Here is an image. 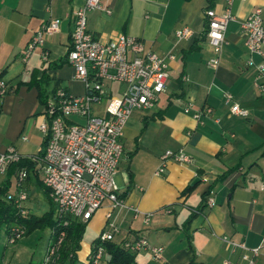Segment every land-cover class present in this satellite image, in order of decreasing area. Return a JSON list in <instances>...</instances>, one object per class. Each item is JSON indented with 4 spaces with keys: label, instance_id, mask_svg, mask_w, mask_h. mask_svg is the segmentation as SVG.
Listing matches in <instances>:
<instances>
[{
    "label": "crops",
    "instance_id": "crops-1",
    "mask_svg": "<svg viewBox=\"0 0 264 264\" xmlns=\"http://www.w3.org/2000/svg\"><path fill=\"white\" fill-rule=\"evenodd\" d=\"M84 4L85 0H0V80L10 88L0 111V153L13 147L37 163V173L30 171L22 183L26 201L41 194L47 198L36 157L45 136L39 130L44 107L35 82L47 80L43 89L48 101L59 88L75 96L87 92L67 60L73 12ZM108 4L110 15L104 10L87 15L94 37L115 40L129 35L141 40L146 51L175 58L169 62L170 77L157 106L132 112L116 175L122 205L106 201L83 222L87 229L80 262L88 261L94 242L101 233L111 232L114 224L118 232L112 242L123 245L142 237L164 248L161 261L144 250L133 253V264H224L226 260L247 264L242 251H233L224 238L249 249H264V91L254 85L257 71L248 65L251 55L241 28L256 8L262 9L264 22V0L234 2V20L228 25L217 68L209 65L216 54L206 37L205 13L208 9L224 13L227 0H214L212 5L208 0H109ZM54 19L61 22L59 31L44 35V45L24 63V52L35 34ZM184 28L193 31L191 38L177 37ZM45 53L48 60L43 59ZM125 90L122 83L107 82L106 96L94 105V115L105 117L109 98ZM225 94L248 110V116L232 114ZM205 110L211 112L195 117ZM181 149L191 163L170 161L165 173L156 176L161 156ZM5 181L7 172L0 174V186ZM18 183L17 178L16 191ZM209 198L215 200L212 207L207 205ZM26 201L23 207L31 213ZM146 214L151 215L148 224ZM44 231L24 234L15 242L3 231L0 264H41L52 235L45 238ZM100 264H107L105 256ZM256 264H264V256Z\"/></svg>",
    "mask_w": 264,
    "mask_h": 264
},
{
    "label": "built area",
    "instance_id": "built-area-1",
    "mask_svg": "<svg viewBox=\"0 0 264 264\" xmlns=\"http://www.w3.org/2000/svg\"><path fill=\"white\" fill-rule=\"evenodd\" d=\"M235 1L227 0L224 13L217 14L213 9L206 10V37L215 51V57L209 65L217 68L220 64L219 55L227 44L226 32L228 25L234 20L232 7ZM109 0H85V4L73 12L74 31L67 54V60L73 67L75 78L86 86V94L75 96L67 90L59 88L53 99L48 102L44 110V118L39 130L44 136H49L45 154L37 158L43 177V184L49 190V197L57 206V215L61 225L66 227L71 220L89 221L103 206L110 201L114 206L122 205L119 197V188L116 175L123 157L122 138L124 131L134 110H152L159 101L160 94L165 92L169 80V62L175 57L172 54L161 56L152 51H146L138 38L121 35L115 40H100L88 30L87 15L93 10H104L108 15L112 10ZM60 20L54 19L35 34L23 55V62L27 63L36 48L44 45V35H54L60 29ZM242 33L245 37V46L251 57L249 66L256 68L254 85L264 91V22L262 9L256 8L242 22ZM193 36L190 28L177 32L179 39H188ZM254 57H259L256 63ZM48 60V54L43 55ZM117 82L126 86L120 96H111L106 106V116H97L93 113L96 103L106 96V83ZM8 84L0 80V111L3 108L5 97L8 94ZM224 102L231 104L234 115L247 117L248 110L234 102L231 94H225ZM188 112V108L185 110ZM211 110H205L195 115L197 119ZM77 118V120L73 119ZM23 159L15 148H9L0 153V174L4 175L10 165ZM161 163L155 175L165 173L168 162L190 164L191 157L184 150L166 151L160 158ZM27 171L18 174V185L21 188L16 200L17 208L23 216L27 211L23 203L28 199L22 183L27 178ZM215 204L209 198L207 205ZM171 211L167 210L169 214ZM151 215L146 214L145 223L150 222ZM111 232H103L94 244L88 263L100 264L105 256L103 244L112 242L118 228L112 224ZM25 234V231L13 227L10 230L9 240L15 242ZM65 232L58 237L57 244L50 245L45 259L41 264H50L54 255L64 240ZM233 251H242V260L247 264H256L257 259L264 256V249L260 246L249 249L244 243H236L224 238ZM123 247L132 253L149 251L155 261L163 259L164 248L152 245L145 238H135L125 241ZM224 264H234L226 260Z\"/></svg>",
    "mask_w": 264,
    "mask_h": 264
},
{
    "label": "trees",
    "instance_id": "trees-1",
    "mask_svg": "<svg viewBox=\"0 0 264 264\" xmlns=\"http://www.w3.org/2000/svg\"><path fill=\"white\" fill-rule=\"evenodd\" d=\"M208 1L211 5L214 2V0ZM46 81L47 80L44 79L35 82V85L39 91L40 103L44 107V110L49 102L43 89V83ZM9 92L10 88H8V93ZM48 140L49 136H45L42 151L38 154V156H36L37 158L44 156L48 145ZM22 170H26L27 173L30 171L37 173V163L32 159H23L20 162L14 163L8 167L7 181H5L2 186H0V235L3 231H6L7 234L10 235V230L13 227H18L24 230L26 235H30L36 230L44 231L46 229H52L50 245H55L57 244L58 237L60 236L61 232L64 231V240L62 244L58 246V250L50 264H83L79 260L78 253L82 249V242L85 237L87 223L71 220L68 226L63 227L58 215L57 217L55 216L56 213L53 206L55 204L49 197V190L41 182L40 185L45 191V194L52 206L51 210L43 214L41 217L29 213V211L27 212L26 216H23L21 214V210L17 208L14 203L21 188L18 186L15 194L12 195L10 193L12 188V177L17 176L18 178V174ZM191 190L192 189H188L187 192H190ZM97 243H99L98 239L94 242V244ZM103 247L105 249V260L107 264L134 263V254L125 249L122 244L107 242L103 244ZM85 264L91 263L86 262Z\"/></svg>",
    "mask_w": 264,
    "mask_h": 264
},
{
    "label": "rangeland",
    "instance_id": "rangeland-1",
    "mask_svg": "<svg viewBox=\"0 0 264 264\" xmlns=\"http://www.w3.org/2000/svg\"><path fill=\"white\" fill-rule=\"evenodd\" d=\"M73 119L77 120V118H73ZM41 141H42V139H41ZM11 182H12V188H11L10 193L13 195L16 192V187H17L16 176L12 177ZM40 196L41 197L38 196V197H35L34 199H30V200L26 201V205L28 206L31 214H34L37 216H42L43 214L49 212L52 208V206H51L50 202L47 200V198L42 194ZM53 206L55 209V213H57L58 212L57 206L56 205H53ZM51 233H52V229H47L46 231H44L45 238H47ZM5 237H6L5 232H3L0 236V250L1 249L3 250V241H4ZM44 245H45V240L43 242H41L40 247H43Z\"/></svg>",
    "mask_w": 264,
    "mask_h": 264
},
{
    "label": "water",
    "instance_id": "water-1",
    "mask_svg": "<svg viewBox=\"0 0 264 264\" xmlns=\"http://www.w3.org/2000/svg\"><path fill=\"white\" fill-rule=\"evenodd\" d=\"M198 180H196L193 184H195Z\"/></svg>",
    "mask_w": 264,
    "mask_h": 264
}]
</instances>
